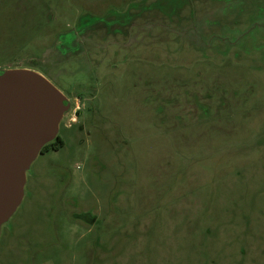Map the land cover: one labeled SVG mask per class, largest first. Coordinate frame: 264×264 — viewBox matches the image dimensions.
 Wrapping results in <instances>:
<instances>
[{"label": "rangeland", "instance_id": "rangeland-1", "mask_svg": "<svg viewBox=\"0 0 264 264\" xmlns=\"http://www.w3.org/2000/svg\"><path fill=\"white\" fill-rule=\"evenodd\" d=\"M263 14L0 0V78L34 70L67 104L63 146L37 154L0 225V264H264Z\"/></svg>", "mask_w": 264, "mask_h": 264}, {"label": "water", "instance_id": "water-1", "mask_svg": "<svg viewBox=\"0 0 264 264\" xmlns=\"http://www.w3.org/2000/svg\"><path fill=\"white\" fill-rule=\"evenodd\" d=\"M64 94L42 74L14 68L0 78V225L20 203L25 170L57 136Z\"/></svg>", "mask_w": 264, "mask_h": 264}, {"label": "trees", "instance_id": "trees-1", "mask_svg": "<svg viewBox=\"0 0 264 264\" xmlns=\"http://www.w3.org/2000/svg\"><path fill=\"white\" fill-rule=\"evenodd\" d=\"M62 146L63 140L60 138L59 135H57L53 141L48 142L42 146L40 153H45L49 150H58Z\"/></svg>", "mask_w": 264, "mask_h": 264}, {"label": "crops", "instance_id": "crops-1", "mask_svg": "<svg viewBox=\"0 0 264 264\" xmlns=\"http://www.w3.org/2000/svg\"><path fill=\"white\" fill-rule=\"evenodd\" d=\"M263 16H264V14H263Z\"/></svg>", "mask_w": 264, "mask_h": 264}]
</instances>
